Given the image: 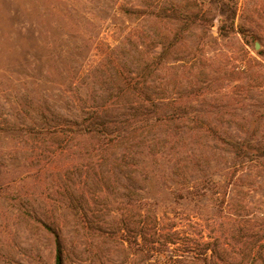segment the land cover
<instances>
[{
  "label": "rangeland",
  "instance_id": "obj_1",
  "mask_svg": "<svg viewBox=\"0 0 264 264\" xmlns=\"http://www.w3.org/2000/svg\"><path fill=\"white\" fill-rule=\"evenodd\" d=\"M52 232L63 264H264V0H0V264Z\"/></svg>",
  "mask_w": 264,
  "mask_h": 264
},
{
  "label": "trees",
  "instance_id": "obj_2",
  "mask_svg": "<svg viewBox=\"0 0 264 264\" xmlns=\"http://www.w3.org/2000/svg\"><path fill=\"white\" fill-rule=\"evenodd\" d=\"M96 131L99 133V128L98 126H96ZM53 237H54V243H55V255H54V264H63L62 261V247L60 244V240L57 234H55L54 232H52Z\"/></svg>",
  "mask_w": 264,
  "mask_h": 264
},
{
  "label": "water",
  "instance_id": "obj_3",
  "mask_svg": "<svg viewBox=\"0 0 264 264\" xmlns=\"http://www.w3.org/2000/svg\"><path fill=\"white\" fill-rule=\"evenodd\" d=\"M259 48V45L256 43L255 44V49H258Z\"/></svg>",
  "mask_w": 264,
  "mask_h": 264
}]
</instances>
